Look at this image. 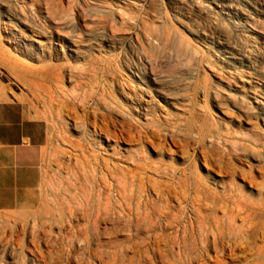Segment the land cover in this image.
I'll return each mask as SVG.
<instances>
[{"label": "rangeland", "instance_id": "374dc122", "mask_svg": "<svg viewBox=\"0 0 264 264\" xmlns=\"http://www.w3.org/2000/svg\"><path fill=\"white\" fill-rule=\"evenodd\" d=\"M5 2L8 3L7 5H11L13 7L16 3L17 6L25 4V8H29L30 5H33V8L35 10H38L39 15L43 19L48 21L52 26H55L58 23L57 16L61 14L66 15V17H69V19H73L72 23L70 24H73L77 21V29H80V32H76L75 35L83 40L81 44L84 46H91L94 44V42L97 43L103 50L102 57H100V59L102 61L106 59H111L113 61L111 64L115 67H119V70L116 75L117 80H119L121 76L128 77V73L125 66H128V64L130 63H137L143 68L144 76L147 82L152 83V81L157 79L159 83L163 87H165L166 90H168L172 94L174 93L173 95H175V92H177L176 97H178L179 99L177 101V105H181L183 107L189 106L191 109L189 99L193 98V91L196 95L193 105V119L190 120L188 123H185L181 120V118L186 119L188 117L186 115L188 114L180 116V114L177 113L176 109L174 110L173 108L165 106L156 97V95L152 94V104L154 105L152 107L154 108L155 114L151 115L153 119L158 118V121L161 125L159 129L147 125L146 121L142 116L136 117V114L131 112L130 114V110L129 108H127L128 105L124 104L117 95H115V99L118 100V105L111 104L109 98L104 97V104H102L99 113L102 112L101 114L105 116L111 113V115L109 116H111L112 121L116 118L114 120L118 126H116L115 128L116 130L120 129L123 124L124 130L133 137H135L137 133L141 131L143 132L144 128V130L150 132L148 134L152 136L154 135L153 137H155V142H165V144H167L166 146L170 147L172 151L173 147L170 142H176L180 147L179 153H177L176 157H173L171 159L169 155H164L162 158H160L156 152L152 150L148 151L145 149L147 151L146 152L143 148H140L139 146L132 145L130 149L126 142V144L124 142H121L115 145L114 143H111L110 145L112 146L108 147L106 146V141L104 140V138L100 139V145L97 146L94 145L92 141L83 137L82 130L78 129L77 131H74L65 129V127L62 125L61 121L57 117V110L61 108L60 105L63 102V99L60 95V91L55 87L58 84L54 82L52 83L49 81H44L38 75L27 77L28 79H30L29 81L34 82L37 87V91H29L24 86L16 84L15 81H13L12 79L7 78L1 81L0 86L4 89L6 98L9 103L17 104L18 106V103L21 102L24 105H27V110H23L21 108L20 109L25 112L29 119L38 122V125L41 128L42 133L40 138L35 136H24L25 133L22 132L20 134L21 138L19 140L22 142L34 141L39 144L42 149L47 146L49 147L47 154H45L44 158L41 156L40 159L39 149H35L34 151H32L24 146L15 147L11 145L10 158H7L5 153L0 152V202L4 199V192L6 189L5 181L6 178L9 177V180L14 182L13 184H11L12 186L10 187H12V189H14L19 194H21V196H24L25 193L31 192L30 196L33 197L34 204V207L30 209L15 207L4 208V205H0V217L3 215L0 218V264H41L43 260H46L47 262L48 256L45 253L48 250V246L45 244V242L49 239L50 236H52L50 237V239H56L57 244L60 243V248L62 246L64 250L66 249V247V250H68L69 246L72 245V251H70L71 264H75V262H77V260L72 261V259H78V261H80V259L82 258L88 264L89 262L90 264H98L97 260H93L92 258L88 257L89 252L95 251L98 255L101 254L102 256H104L105 253V255H111L113 252H117L118 254H120L119 250L121 251L122 249V243L125 237L129 235L128 232L121 231L119 232V235L118 233L114 234L117 238L116 239L113 235H111L113 234L111 233V231H109L111 226L107 222H134L135 219V221L138 222L147 221L148 225L154 224L155 222H163L165 220L166 222H179L181 220V222H187V220L190 221L191 219V222H199L200 220L195 219V217L193 216L194 213L192 211V207H196L197 204L202 206L206 204L205 206L208 208L207 211L205 212V214L204 211L200 214L202 217H204L206 222H215V220H218L219 217L222 218L223 211L227 212L231 210L230 213L228 212L229 215L236 216L239 213V216L237 217L238 221L236 222H241V220L239 219L243 218L245 215H249L250 218H252V222L256 225V227L264 229V117H262L264 116V0H5ZM124 2L126 3L124 4ZM48 12H52L54 14L49 16ZM112 32L113 34H111ZM0 39H4V34L2 33V31H0ZM3 43V46L6 47L7 44L4 42V40ZM142 49L145 50V54L141 52ZM22 62L32 65V67L34 68L39 67V64L35 62H28L24 59H22ZM157 63H159V65H156ZM61 64V61L51 62V65L53 66H58ZM100 64L102 66L104 65V63L102 62ZM81 66L82 65L80 63H70V67L73 68H80ZM242 76H245V80ZM132 81H134V79ZM180 82H184V84ZM12 87L15 89H13ZM63 89L68 92H71L72 86L68 83H64ZM83 89L84 91H87L85 90V88ZM183 89L185 90L183 91ZM233 98L236 99L234 100ZM214 105L216 107H214ZM156 106H162L163 108H165L167 112H169L168 116H165L163 113H160ZM87 107L89 108L88 112H92L93 107ZM117 108L119 109V111ZM105 109L107 111H105ZM77 111L78 114L81 113V108L77 109ZM37 115H42L48 124L44 121L36 120L35 117ZM131 115H133L136 120H134ZM3 120L4 115L2 118H0V141H17V138L5 139L2 136ZM186 128L187 130H189L188 136L187 132L185 131ZM65 130H68V132ZM50 136V141H47V137ZM230 137L231 139H227ZM80 143H83L84 145ZM81 145L85 146V149ZM113 146L115 147V149H117V151L114 150ZM104 148L107 149V151ZM89 151H91L90 154L88 153ZM79 152H83V157L80 156L78 158H74L73 153H76L78 156L81 155ZM92 152L95 154H93ZM199 152H201V155ZM211 152L213 154H211ZM251 152H255L256 155L255 153L251 154ZM117 153L119 154V156H121L119 157ZM124 153L126 154V156ZM194 154L197 156H202L203 154L207 155L209 160H211L210 164L213 167L214 173L216 175L208 174L207 171L209 170V168L206 165L203 166L200 161V158L196 156L195 157L198 159V161H196L194 165ZM222 155H225V157ZM84 156L87 157V160H89L91 157L95 159L92 158L90 159V161H87L86 157ZM88 156L90 157L89 159ZM101 156L103 157L101 158ZM108 156L110 157L108 158ZM223 157L225 158V160H223ZM79 158H81V161L79 160ZM100 158L103 162L100 161ZM166 158L170 159L171 161ZM111 159L113 160L111 161ZM115 159L120 161V165H123L125 167H121L119 164H117L118 162ZM126 159L129 160L128 163H130L131 165L125 163L128 161ZM76 160H78L79 162H75ZM91 161H93V163ZM110 161L113 165H111ZM140 161L141 163H139ZM167 161L170 163H168ZM96 163L99 166H97ZM84 164L85 166H83ZM95 165L96 167L94 168ZM103 165H107L109 167H105ZM82 166L84 170L86 169L87 173L83 170ZM75 167L77 168L76 173ZM102 167L108 169L106 170ZM221 167L223 168V170ZM71 168L73 170L75 169V171H72ZM126 168H130L132 170H128ZM28 169L33 170L28 171ZM94 169L96 172L94 171ZM98 170L102 171L99 172ZM121 170H123L124 172L122 171L123 174L120 175ZM183 170L185 171L186 177L189 179V184H192L194 182V179L191 180L192 175L193 178H195V173H197L198 179L202 181V183H200L198 187V192H193L191 190L187 193L183 192L186 190L183 184ZM126 171H128L129 173H127ZM158 172L161 173V175L158 174ZM86 174H88V176ZM96 174H99L98 177H100L101 180L98 177L96 180ZM137 174H139L140 176L138 175L137 177ZM157 174L160 176H157ZM93 175L95 177H93L92 179ZM143 175H146V178ZM89 176L91 177V179H89ZM135 177L136 179L138 178L136 182ZM111 178L114 181H112ZM131 178L134 179L131 180ZM139 178L144 179L140 180ZM157 178L160 180H158ZM26 180L29 186L26 183ZM83 181L84 183H82ZM97 182L99 184H97ZM109 182L111 185L109 184ZM165 184L169 186H166ZM75 185L78 187H75ZM95 185H98L97 188ZM147 185L149 188L145 187ZM193 185L194 184H192V186ZM83 186L85 188H83ZM115 186H117L118 188H116ZM130 186L133 187L132 190ZM164 186L175 191V196L171 195V200L174 201L170 200L171 202L168 203L170 205L163 203L165 202V200H162L161 198L156 199L154 195L155 193L154 191H152L153 188H159V190H164ZM142 187L144 188L142 189ZM78 188L79 191H81V193H79L80 197L78 196L79 191L77 192ZM82 188L85 190H82ZM91 188L92 190L95 188L96 189L93 190V192ZM108 188L111 189L109 190ZM67 190L71 193H69ZM102 191H105L106 193H102ZM113 191H116V193H114ZM129 191H132V193H130ZM139 191H144V193L140 192L141 194H139ZM73 192H76L77 194ZM117 192L119 194L122 193L123 195L120 196ZM130 194L131 196L134 194L135 195L130 197ZM143 194H145L146 196L143 197ZM111 196H114V198ZM134 197L137 198V201H135ZM140 197L144 199H140ZM179 197L180 200L176 201L175 199H178ZM111 198L116 200H112ZM119 198H121L122 201H120L121 199ZM164 198L165 196L163 197V199ZM183 198L184 201L180 202L181 200H183ZM138 199L142 201H140V203L142 204L139 203ZM131 200H133V202H131ZM105 201L108 202L106 203ZM72 203L76 204L73 205ZM176 204L178 205V207ZM126 205H129L130 207ZM162 205L165 207H163ZM100 206L104 207L101 208ZM124 206L126 209H124ZM156 206L158 207L155 208ZM179 206L180 209H178ZM169 207L171 208L169 209ZM75 208H77V210H74ZM129 208V212H133H127L126 210H128ZM117 209H120L121 211ZM175 209H177V211H174ZM189 209H191V211H188ZM81 210L84 212H82ZM124 210L125 212H123ZM165 210H169L171 211V213L166 212L164 214H160L161 211L165 212ZM13 211L19 213V216L14 215L11 218L10 216L5 215ZM45 211L49 213L48 219L43 218V214ZM76 211H81L82 216L81 212H77L79 214L78 215L76 214ZM156 211H160V213L157 212V214L160 216L156 215ZM216 211V215L218 216L215 217V215H213V212ZM24 212L28 213L29 216L23 220L21 215H23ZM69 212L73 213L71 214ZM109 212L114 213L120 221L116 220L115 215ZM100 213L101 217L99 215ZM104 213H106L107 215ZM165 214L167 215L166 217H161ZM176 214H178L177 217L174 216ZM109 215L111 216L109 217ZM211 215H213L215 218H213V216ZM33 216H36L38 221H33ZM96 216L99 219H96ZM67 217L69 218V220ZM158 218L159 221H157ZM83 219L85 221L88 219L89 221L87 220L84 223ZM167 219L171 220L168 221ZM99 220L101 222H105L99 224V226L101 228H104L105 230L101 229L98 225L95 226V228L90 225L92 224V222H97ZM150 220H153L154 222ZM20 221L23 223H21ZM40 221L69 223H63L62 226L59 225L60 227L55 224H52L51 228L48 227L50 226L48 223H45L46 225H43L44 227L36 226L34 228L33 223H41ZM13 222H15V225L13 224ZM83 223L85 224V227ZM76 224L78 225L79 229H75L77 228ZM104 226H106V228ZM107 227L110 228L107 230ZM80 228H82V231ZM143 228L145 227L142 226V229ZM48 229L51 231L49 232ZM64 229H67L68 231ZM69 229L70 231L73 230L74 235L73 232H71L72 234L70 233ZM87 230L90 231L88 232ZM21 231L23 234L21 233ZM34 231H36V233ZM47 232H49L50 234ZM62 232L65 233L61 234ZM79 232L81 235L79 234ZM66 234H68L69 236ZM88 234L90 237L88 236ZM109 235H111V237ZM58 236L62 239V241L61 239H59ZM28 237H35L37 239H29ZM66 237H68V239ZM40 238L43 239L41 240ZM64 238H66L65 241L63 240ZM85 238L90 240L89 249H87L86 245H84ZM78 239L79 242H81V246L78 243ZM22 240L23 242H21ZM31 240L36 243L35 247V243L33 242V244ZM36 240L40 241L37 242ZM95 240L96 242H94ZM58 241L60 242L58 243ZM69 241L70 243L67 244ZM11 242H14V244H11ZM15 242H17L18 245H16ZM259 243H257V245L261 246L262 243ZM103 244L109 245L104 246ZM45 245L47 247V250ZM14 246L17 252H15ZM109 246L111 247V249ZM28 247L30 249H28ZM113 247L115 250H113ZM31 249L35 252L31 251ZM36 249H39L40 251ZM100 249H103L104 251H101ZM105 250L107 251L105 252ZM36 251L40 254L36 255ZM41 252H43L42 256L44 257H41ZM84 252L85 254L82 255V253ZM74 254H76L78 257ZM33 255L35 257H33ZM45 256L47 257V259L45 258ZM80 256H82V258ZM249 259L251 260L252 258H248V261ZM257 262L259 264H264V257L257 261L255 260L254 264ZM238 264L245 263L241 261Z\"/></svg>", "mask_w": 264, "mask_h": 264}, {"label": "bare ground", "instance_id": "6f19581e", "mask_svg": "<svg viewBox=\"0 0 264 264\" xmlns=\"http://www.w3.org/2000/svg\"><path fill=\"white\" fill-rule=\"evenodd\" d=\"M94 1V0H93ZM260 1V0H259ZM21 2V1H20ZM25 3V2H24ZM126 2H124L125 4ZM8 3L5 2V0H0V31H2V33L4 34V42L7 44L6 47L3 46V40L0 39V82L9 78L12 79L13 81H15L16 84H20L22 86H24L25 88H27L29 91L30 90H36L37 91V87L34 84V82L29 81L30 79H28L27 77L33 76V75H38L39 77H41L44 81H49V82H54L56 84H58L56 87V89H58L60 91V95L63 99V102L60 105V109L57 110V117L59 118V120L61 121L62 125L65 127V129H69V130H82V135L83 137H85L86 139L92 141V143L94 145L99 146L100 145V139L104 138V140L106 141V146H112L110 145L111 143L117 144V143H121V142H126L127 145L129 146V148L134 145V146H139L140 148H143L144 151L146 150H152L154 152H156L158 154V156L160 158H162L164 155H169L170 158L172 159L173 157L177 156V153H179V145L176 142H170L172 147H173V151L170 149V147H167L165 144V142L161 141V142H155V137H153L152 135L148 134L150 132H147L146 130H144L143 128V132H139L137 133V135L135 137H133L132 135H130L128 132H126L124 130V125L122 124V126L120 127V129L116 130V126L117 123H115V119L112 121L111 119V113H109V115L105 116L102 115L101 113H99L100 108L102 106L104 97L109 98L110 103L113 105H118V100L115 99V95H117L121 101L128 105L127 108H129V113H135L136 117L142 116L144 118V120L146 121L147 125L159 129L160 128V123L157 119H153L151 114H155L154 113V108L152 106H154L152 104V99H153V95H156V97L165 105L168 106L170 108H173L174 110L176 109L177 113L180 114V116H184L186 114V116H188L186 119L185 118H181V120L185 123H188L190 120L193 119V114H194V101H195V92L193 91V95L191 99H189L190 101V106L187 107H183L181 105H177V101L179 100L178 97H176L177 92H175V95H173L172 93H170L168 90L165 89V87H163L159 81L156 79L154 81L151 82H147L144 76V70L143 68L137 64V63H130L128 64V66L126 67L127 73H128V77L127 76H121L119 78V80H117L116 75L117 72L119 70V67H115L114 65H112L111 63L113 62L111 59H106V60H101L100 57H102V53L103 50L102 48L94 42L93 45L91 46H84L81 43L83 42V40L80 37H77L75 35L76 32H80V29H77V21L73 24L72 23L73 19H69V17H66V15L61 14L57 16V24L55 26H52L48 21H46L45 19H43L40 15L38 10H35L33 8V5H30L29 8H25V4L23 5H19L17 6V3L15 4V6H11V5H7ZM27 4V3H26ZM65 4V3H64ZM222 4V3H221ZM130 5V4H129ZM197 5V4H195ZM49 6V5H48ZM59 7V6H58ZM249 7V6H248ZM43 8V7H42ZM195 8V7H194ZM193 8V9H194ZM217 8V7H216ZM61 9H62V5H61ZM89 9V8H86ZM129 9V8H128ZM152 9V7H151ZM64 11V10H63ZM225 11V10H224ZM236 11V10H235ZM241 11V10H240ZM74 12V11H73ZM129 12V11H128ZM171 12V11H170ZM229 13V12H228ZM247 13V12H245ZM261 13V12H260ZM49 16H51L52 12H48ZM168 14V13H167ZM77 15V13H76ZM217 15V14H216ZM215 15V16H216ZM88 16V15H87ZM231 16V15H230ZM210 17V16H209ZM78 18V17H77ZM90 18V17H89ZM92 18V17H91ZM100 18V16H99ZM224 18V17H222ZM237 19V18H236ZM79 20V19H78ZM185 20V19H184ZM241 20V19H240ZM87 21V20H86ZM101 22V21H100ZM150 22V21H148ZM156 23V22H155ZM242 23V22H241ZM171 24V23H170ZM155 25V24H154ZM172 25V24H171ZM174 25V24H173ZM86 26V25H85ZM170 26V25H169ZM115 28V27H114ZM129 28V27H127ZM133 28V27H132ZM174 28V27H173ZM178 28V27H177ZM213 30V29H212ZM220 31V29H219ZM86 32V30H85ZM109 33V32H108ZM220 33V32H219ZM113 34V32L111 33ZM181 34V33H180ZM183 38V36H182ZM106 42V41H105ZM108 42V41H107ZM103 43V42H102ZM196 43V42H195ZM179 45V43H178ZM182 45V44H181ZM211 45V44H210ZM106 47V46H105ZM132 47V46H131ZM104 49V48H103ZM110 49V48H109ZM206 49V48H205ZM111 51V50H110ZM227 51V50H226ZM229 51V50H228ZM232 51V49H231ZM235 51V50H234ZM238 51V50H237ZM236 51V52H237ZM256 51V50H255ZM129 52V50H128ZM142 53L145 54V50L142 49L141 50ZM248 53V52H247ZM236 55V54H235ZM249 55V54H247ZM106 56V55H105ZM128 57V56H126ZM20 58V59H19ZM125 58V57H124ZM216 58V57H215ZM214 58V59H215ZM22 59L28 61V62H35L37 64H39V67L34 68L32 67V65H29L27 63H23ZM135 59V58H134ZM233 59V58H232ZM251 59V58H249ZM54 61H61L62 64L58 65V66H53L51 65V62ZM118 61V60H117ZM121 61V60H119ZM128 61V60H126ZM130 61V60H129ZM74 62V63H80L82 66L80 68H73L70 67V63ZM104 63V65L102 66L100 63ZM136 62V61H135ZM138 62H139V58H138ZM34 63V64H35ZM163 63V62H162ZM232 63V62H231ZM123 64V63H122ZM156 65H159V63H157ZM228 65V64H227ZM149 66V65H147ZM223 66V65H222ZM247 67V66H246ZM251 68V67H250ZM124 69V68H123ZM233 69V68H232ZM240 69V68H239ZM238 69V70H239ZM227 70V69H226ZM235 70V69H234ZM251 71V70H250ZM241 72V71H240ZM218 74V73H216ZM250 74V73H248ZM149 76V75H148ZM243 78L245 76H242ZM147 78V77H146ZM242 78V79H243ZM134 79V81H132ZM241 79V80H242ZM136 80V81H135ZM245 80V78H244ZM257 80V79H256ZM239 81V80H238ZM260 81V80H259ZM241 82V81H240ZM64 83H68L72 86L71 92H68L66 90L63 89V85ZM177 83V82H175ZM183 83L184 82H180ZM232 84V83H230ZM238 84V83H237ZM257 84V83H256ZM261 84V83H259ZM258 84V85H259ZM223 85V84H222ZM147 86V87H146ZM184 86V85H182ZM197 86V85H196ZM235 86V85H234ZM263 86V85H262ZM16 87V86H15ZM179 87V85H178ZM9 88V87H8ZM13 88V87H12ZM17 88V87H16ZM87 91H84V89ZM106 88V89H105ZM197 88V87H196ZM15 89V88H13ZM186 89V88H185ZM183 89V91L185 90ZM262 89V88H261ZM236 90V89H235ZM217 91V90H215ZM259 91V90H258ZM264 91V90H263ZM43 92V91H42ZM250 92V91H249ZM224 93V91H223ZM241 93V92H240ZM10 94V93H9ZM184 94V93H183ZM226 94V93H225ZM247 94V93H246ZM8 95V94H7ZM253 95V94H252ZM256 95V94H255ZM264 95V94H263ZM210 98V97H209ZM118 99V98H117ZM187 99V97H186ZM234 99V98H233ZM236 99V98H235ZM234 99V100H235ZM259 99V98H257ZM261 99V98H260ZM156 100V99H155ZM217 100V99H216ZM120 101V103H121ZM197 101V100H196ZM0 102H9L6 98L4 89L0 86ZM213 102V101H211ZM259 102V101H258ZM23 104V103H22ZM90 104V105H89ZM106 104V103H105ZM157 104V103H156ZM198 105V103H197ZM25 110H27V105H24ZM42 106V105H41ZM48 106V105H47ZM87 106H91L92 108V112H88V107ZM177 106V107H176ZM179 106V108H178ZM213 106V105H212ZM117 107V106H115ZM125 107V106H123ZM157 107V106H156ZM200 107V106H199ZM214 107H216L214 105ZM81 108V113H77V109ZM119 108V107H118ZM117 108V109H118ZM158 110L160 111V113H163L165 116H168L167 110L165 108H163L162 106H158L157 107ZM222 108V107H221ZM230 108V107H229ZM48 109V108H47ZM103 109V108H102ZM220 109V108H219ZM122 110V109H121ZM126 110V109H124ZM105 111H107L105 109ZM119 111V109H118ZM264 111V109H263ZM262 111V112H263ZM104 112V110H103ZM123 112V111H122ZM255 112V111H254ZM48 113V112H47ZM54 113V112H53ZM130 113V114H131ZM159 113V112H158ZM243 113V112H242ZM108 114V113H106ZM240 114V113H239ZM253 114V112H252ZM52 116V115H51ZM50 116V117H51ZM132 118L134 120H136L133 115H131ZM260 116V115H259ZM118 117V116H117ZM226 117V116H225ZM264 117V116H262ZM35 118H39V119H44V117L42 115H37ZM114 118V117H113ZM163 118V117H161ZM138 119V118H137ZM264 119V118H263ZM262 119V120H263ZM45 120V119H44ZM70 123H69V122ZM117 121V120H116ZM119 121V120H118ZM161 121V120H160ZM218 122V120H217ZM122 123V122H121ZM193 123V121H192ZM222 123V122H220ZM263 123V122H262ZM178 124V123H177ZM182 124V123H181ZM131 125V124H130ZM180 125V124H179ZM219 125V124H217ZM128 126V125H126ZM221 126V125H220ZM223 126V125H222ZM264 126V125H263ZM118 127V126H117ZM221 128V127H220ZM131 130V129H130ZM165 130V129H164ZM225 130V129H224ZM241 130V129H240ZM68 132V130H65ZM134 131V130H133ZM156 131V130H155ZM185 131L187 132V136H188V132L189 130H187V128L185 129ZM261 131V130H260ZM160 132V131H159ZM158 132V133H159ZM217 132V131H216ZM245 133V132H244ZM250 133V132H249ZM180 134V133H179ZM242 134V133H240ZM134 135V134H133ZM172 135V134H171ZM170 135V136H171ZM224 135V134H223ZM249 135V134H248ZM157 136V135H155ZM246 136V135H244ZM81 137V135H80ZM163 137V135H162ZM183 137V136H182ZM229 137V136H228ZM260 137V136H259ZM262 137V136H261ZM170 138V137H169ZM159 139V138H158ZM179 139V138H178ZM227 139H231L227 138ZM253 139V138H252ZM255 139V138H254ZM261 139V138H260ZM157 140V139H156ZM170 140V139H169ZM262 142V141H260ZM91 143V142H90ZM125 143V144H126ZM183 143V142H182ZM83 144V143H80ZM79 144V146H80ZM91 144V145H93ZM259 144V143H258ZM261 144V143H260ZM84 145V144H83ZM81 145L82 147L85 146ZM184 145V144H183ZM75 146V145H74ZM78 146V145H77ZM263 146V145H261ZM87 147V146H86ZM102 147V146H101ZM114 147V146H113ZM88 148V147H87ZM95 148V147H94ZM93 148V149H94ZM81 149V148H80ZM101 149V148H100ZM105 149V148H104ZM111 149V148H110ZM131 149V148H130ZM146 149V150H145ZM262 149V148H261ZM76 150V149H75ZM83 150V149H82ZM89 150V149H87ZM107 151V149H105ZM109 150V148H108ZM114 150L117 151V149ZM243 150V149H242ZM74 151V149H73ZM85 151V150H84ZM126 151V150H125ZM187 151V150H186ZM204 151V150H202ZM250 151V150H249ZM86 152V151H85ZM91 151H89L88 153L90 154ZM140 152V151H139ZM147 152V151H146ZM195 152V151H194ZM81 155H78L76 153H73L74 158H78L80 156L83 155V152H79ZM93 153V152H92ZM103 153V152H102ZM115 153V152H114ZM182 153V152H181ZM201 155V152H199ZM208 153V152H206ZM255 153V152H254ZM253 152H251V154H254ZM47 154V152H46ZM86 154V153H85ZM84 154V155H85ZM88 154V155H89ZM95 154V153H93ZM109 154V153H108ZM116 154V153H115ZM118 154V153H117ZM122 154V153H120ZM125 154V153H124ZM128 154V152H127ZM183 154V153H182ZM181 154V155H182ZM196 154V153H195ZM193 156V163L195 165L196 161H198V158H200L201 163L204 165H206L209 170L207 171L208 174H215L214 173V169L211 166V160H209L208 156L203 154L202 156H197L195 155ZM211 154H213L211 152ZM98 155V154H97ZM96 155V156H97ZM132 155V154H131ZM148 155V154H147ZM248 155V154H247ZM256 155V153H255ZM87 156V155H86ZM84 156V157H86ZM117 156V155H115ZM119 156V154H118ZM121 156V155H120ZM119 156V157H120ZM124 156V155H123ZM126 156V154H125ZM133 156V155H132ZM135 156V155H134ZM196 156V157H195ZM225 157V155H222ZM245 156V155H244ZM70 157V156H68ZM83 157V156H82ZM81 157V158H82ZM99 157V156H98ZM103 156H101L102 158ZM110 156H108L109 158ZM113 157V156H112ZM111 157V158H112ZM129 157V156H128ZM216 157V156H215ZM223 157V158H224ZM79 158V160L81 159ZM90 157L88 156V159ZM93 157H91L90 159H92ZM100 158V161H102V159ZM123 158V157H121ZM127 158V157H126ZM149 158V157H147ZM156 158V157H155ZM214 158V157H213ZM218 158V157H217ZM235 158V157H234ZM245 158V157H244ZM255 158V157H254ZM259 158V157H258ZM86 160L87 161H90ZM95 159V158H93ZM99 159V158H98ZM104 159V158H103ZM129 159V158H128ZM126 159V160H128ZM168 159V158H166ZM236 159V158H235ZM85 160V161H86ZM97 160V159H96ZM94 160V161H96ZM108 160V159H107ZM113 159H111L112 161ZM116 160V159H115ZM142 160V159H141ZM170 160V159H168ZM219 160V159H217ZM225 160V158L223 159ZM234 160V159H232ZM239 160V159H238ZM78 160H76L75 162H77ZM81 161V160H80ZM99 161V160H98ZM105 161V160H104ZM110 161L111 165L112 162ZM117 163L120 165V161L116 160ZM171 161V160H170ZM199 161V162H200ZM210 161V162H209ZM79 162V161H78ZM84 162V160H83ZM82 162V163H83ZM93 163V161H91ZM103 162V161H102ZM129 160L125 163H128ZM136 162V161H135ZM168 162V161H167ZM219 162V161H218ZM223 162V161H222ZM233 162V161H232ZM259 162V161H256ZM73 163V162H72ZM90 163V162H89ZM101 163V162H100ZM105 163V162H104ZM103 163V164H104ZM109 163V164H110ZM141 163V161L139 162ZM145 163V162H144ZM170 163V162H168ZM215 163V161H214ZM234 163V162H233ZM86 164V163H85ZM85 164L83 166H85ZM88 164V163H87ZM99 164V163H98ZM130 164V163H128ZM227 164V163H226ZM235 164V163H234ZM256 164V163H255ZM75 165V164H73ZM81 165V163H80ZM91 165V164H90ZM94 165V164H93ZM97 165V163H96ZM96 165L94 166V168L96 167ZM131 165V164H130ZM133 165H137V164H133ZM139 165V164H138ZM144 165V164H143ZM82 166V168H83ZM99 166V165H97ZM105 166V165H103ZM107 166V165H106ZM105 166V167H106ZM114 166H118V165H114ZM121 167H125L123 165H120ZM215 166V165H214ZM230 166V165H229ZM237 166V165H236ZM93 167V166H92ZM91 167V168H92ZM102 167V168H105ZM109 167V166H107ZM127 167V165H126ZM135 167V166H134ZM231 167V166H230ZM76 168V167H75ZM86 168V167H85ZM90 168V169H91ZM113 168V167H111ZM116 168V167H115ZM132 168V167H130ZM129 168V169H130ZM167 168V167H166ZM222 168V167H221ZM228 168V167H227ZM240 168V167H239ZM72 169V168H71ZM89 169V170H90ZM101 169V168H99ZM106 169V168H105ZM108 169V168H107ZM106 169V170H107ZM119 169H124V168H119ZM128 169V168H126ZM128 169V170H129ZM133 169V168H132ZM130 169V170H132ZM218 169V168H217ZM230 169V168H229ZM234 169V167H233ZM238 169V167H237ZM79 170V169H78ZM81 170V168H80ZM84 170V168H83ZM135 170V169H133ZM140 170V168H139ZM151 170V169H150ZM221 170V169H220ZM223 170V168H222ZM226 170V169H225ZM72 171H75V169ZM86 173V169L84 170ZM95 171V169H94ZM99 171V170H98ZM97 171V172H98ZM102 171V170H100ZM99 171V172H100ZM123 170H121V174ZM137 171V170H136ZM158 171V170H157ZM175 171V170H173ZM77 172V168L75 173ZM91 172V171H90ZM93 172V171H92ZM96 172V171H95ZM94 172V173H95ZM115 172V171H113ZM119 172V171H118ZM124 172V171H123ZM127 173H129L128 171H126ZM132 172V171H131ZM167 172V171H166ZM255 172V171H254ZM73 173V172H71ZM138 173V172H137ZM145 173V172H144ZM151 173V172H150ZM168 173V172H167ZM217 173V172H216ZM240 173V172H239ZM264 173V172H263ZM81 174V173H80ZM104 174V172H103ZM106 174V173H105ZM117 174V173H115ZM132 174V173H130ZM146 174V173H145ZM149 174V173H147ZM158 174L161 175V173L158 172ZM157 176H160L158 175ZM163 174V173H162ZM196 177L193 178V175L191 177V180L194 179V182L192 184H194L192 186V184H189V179L186 177L185 171H182V176L184 177V186L186 188L185 193H187L188 191H193V192H198L199 191V185L200 183H202V181L200 179H198L197 173ZM224 174V173H223ZM238 174V173H237ZM258 174V173H257ZM75 175V174H74ZM88 176V174H86ZM97 175V174H96ZM110 175V174H109ZM108 175V176H109ZM118 175V174H117ZM118 175V176H120ZM129 175V174H128ZM139 174H137L138 177ZM141 175V173H140ZM139 175V176H140ZM216 175V174H215ZM218 175V174H217ZM236 175V173H235ZM78 176V175H77ZM81 176V175H80ZM84 176V175H83ZM99 176V174L96 176V180L97 177ZM112 176V175H111ZM146 178V175H143ZM148 176V175H147ZM152 176V175H151ZM169 176V175H167ZM195 176V175H194ZM241 176V175H240ZM90 177V176H89ZM95 177L94 175L92 176ZM110 177V176H109ZM129 177V176H127ZM133 177V175H132ZM156 177V176H154ZM171 177V176H170ZM238 177V176H237ZM259 177V176H258ZM78 178V177H77ZM87 178V177H86ZM100 178V177H98ZM164 178V177H163ZM223 178V177H222ZM250 178V177H249ZM248 178V179H249ZM88 179V178H87ZM91 179V177L89 178ZM88 179V180H89ZM106 179V178H105ZM130 179V178H129ZM134 178H131V180ZM138 179V178H137ZM136 177H135V182H136ZM140 179V178H139ZM144 179V178H143ZM140 179V180H143ZM158 179V178H157ZM167 179V178H166ZM169 179V178H168ZM176 179V178H175ZM180 179V177H179ZM244 179V177H243ZM257 179V178H255ZM254 179V180H255ZM259 179V178H258ZM72 180V179H70ZM81 180V179H80ZM86 180V179H85ZM84 180V181H85ZM87 180V181H88ZM101 180V178H100ZM112 180V178H111ZM128 180V179H127ZM139 180V181H140ZM160 180V179H158ZM164 180V179H163ZM170 180V179H169ZM174 180V179H173ZM213 180V179H212ZM235 180V179H234ZM240 180V179H239ZM84 181L82 183H84ZM91 181V180H90ZM114 181V180H112ZM148 181V179H147ZM171 181V180H170ZM71 182V181H70ZM76 182V181H75ZM100 182V181H99ZM129 182V181H128ZM127 182V183H128ZM145 182V180H144ZM152 182V181H151ZM178 182V181H177ZM176 182V183H177ZM256 182V181H255ZM264 182V181H263ZM262 182V183H263ZM121 183V182H120ZM132 183V182H130ZM134 183V182H133ZM138 183V181H137ZM135 183V184H137ZM159 183H164V182H159ZM75 184V183H74ZM86 184V183H85ZM90 184V183H89ZM97 184H99L97 182ZM110 184V182H109ZM143 184V183H142ZM147 184V183H146ZM145 184V185H146ZM211 184V183H210ZM254 184V183H253ZM77 185V184H76ZM75 187H78L76 186ZM94 185V184H93ZM104 185V184H103ZM111 185V184H110ZM116 185V184H115ZM120 185V184H118ZM125 185V184H124ZM132 185V184H131ZM140 185V184H138ZM137 185V186H138ZM160 185V184H159ZM158 185V186H159ZM166 185V184H165ZM176 185V184H174ZM215 185V184H214ZM249 185V184H248ZM81 186V185H80ZM96 186V185H95ZM98 186V185H97ZM96 186V188H97ZM114 186V185H113ZM136 186V187H137ZM169 186V185H166ZM180 186V185H178ZM177 186V187H178ZM203 186V185H202ZM244 186V185H243ZM100 187V186H99ZM105 187V186H104ZM103 187V188H104ZM109 187V186H108ZM116 188H118L117 186H115ZM141 187V186H139ZM145 187H148L145 186ZM153 187V185H152ZM165 187V186H164ZM174 187V186H172ZM205 187V186H204ZM203 187V189H204ZM249 187V186H248ZM74 188V186H73ZM83 188H85L83 186ZM82 190H85L83 189ZM95 188V189H96ZM115 188V190H116ZM129 188V187H128ZM127 188V189H128ZM131 190L133 189V187H131ZM144 187H142L143 189ZM149 188V187H148ZM147 188V189H148ZM151 188V187H150ZM250 188V187H249ZM71 189V188H70ZM81 189V188H80ZM87 189V188H86ZM93 189V190H95ZM109 190L111 188H108ZM162 189V188H161ZM176 189V188H175ZM74 190V189H73ZM92 190V188H91ZM92 190V191H93ZM107 190V189H106ZM138 190V189H136ZM151 190V189H150ZM255 190V189H254ZM68 191V190H67ZM79 191V188L77 190V192ZM87 191V190H86ZM125 191V190H124ZM145 191V190H144ZM144 191H139V194H141L140 192L144 193ZM149 191V190H148ZM154 191V195L156 197V199L161 198L162 200H165V202L167 205H170L168 203H170L171 201V195L175 196V191L173 189H169L168 187H165L164 190H159V188H153ZM201 191V190H200ZM231 191V190H230ZM237 191V190H236ZM69 193H71L70 191H68ZM85 192V191H84ZM94 192V191H93ZM105 192V191H104ZM102 191V193H104ZM109 192V191H108ZM114 192V191H113ZM128 192V191H127ZM125 192V193H127ZM130 192V191H129ZM233 192V190H232ZM76 193V192H73ZM72 193V194H73ZM79 193H81V191L78 192V196L80 197ZM106 193V192H105ZM116 193V191L114 192ZM113 193V194H114ZM118 193V192H117ZM123 193V190H122ZM119 194L120 196L123 194ZM132 193V191L130 192ZM77 194V193H76ZM75 194V195H76ZM83 194V192H82ZM137 194V193H135ZM134 194V195H135ZM138 194V195H139ZM182 194V192H181ZM180 194V197H181ZM184 194V193H183ZM109 195V193H108ZM111 195V192H110ZM132 195V196H134ZM178 195V194H177ZM229 195V194H228ZM77 196V195H76ZM96 196V195H95ZM116 196V195H115ZM130 194V197H132ZM143 197L146 196L145 194L142 195ZM149 196V193H148ZM147 196V198H148ZM165 196V198L163 199V197ZM236 196V195H235ZM74 197V196H73ZM78 197V198H79ZM101 197V194H100ZM114 198V196H111ZM139 197V196H138ZM180 197L178 199H175L176 201L180 200ZM77 198V199H78ZM84 198V197H82ZM109 198V197H108ZM127 198V197H126ZM135 198V197H134ZM146 198V197H145ZM200 198V196H199ZM235 198V197H234ZM237 198V197H236ZM80 199V198H79ZM112 199V198H111ZM121 199V198H119ZM140 199H144L141 198ZM153 199V198H152ZM155 199V200H156ZM190 199V198H189ZM81 200V199H80ZM79 200V202H80ZM83 200V199H82ZM89 200V199H88ZM106 200V199H105ZM109 200V199H108ZM112 200H116V199H112ZM139 200V199H138ZM171 200V201H170ZM197 200V199H196ZM68 201V200H67ZM75 201V200H74ZM122 201V199L120 200ZM135 201H137V198H135ZM141 200H139L140 203ZM183 200H181L180 202H183ZM199 201V200H198ZM243 201V200H242ZM72 202V201H71ZM82 202V201H81ZM86 202V201H85ZM106 203L108 201H105ZM117 202V201H115ZM131 202H133V200H131ZM142 202V201H141ZM196 202V201H195ZM230 202V201H229ZM235 202V201H234ZM68 203V202H67ZM126 203V202H125ZM130 203V202H129ZM152 203V202H151ZM176 203V202H175ZM250 203V202H249ZM64 204V203H63ZM73 205L76 203H72ZM116 204V203H115ZM114 204V205H115ZM122 204V203H121ZM134 204V203H133ZM138 204V203H137ZM142 204V203H140ZM162 204V201H161ZM205 204V203H204ZM65 205V204H64ZM72 205V206H73ZM81 205V204H80ZM85 205V203H84ZM99 205V204H98ZM124 205V203H123ZM122 205V206H123ZM139 205V204H138ZM159 205V204H158ZM165 205V204H163ZM162 205V206H163ZM177 205V204H176ZM175 205V206H176ZM181 205V204H180ZM196 205V204H195ZM206 205V204H205ZM205 205H199L197 204L196 207H192V211L194 213V217L196 220H200L199 222H191L187 220V222H155L154 224L148 225V222H138L135 221L134 222H107L111 228L109 229L107 227V230L109 229V231H111V235H113L115 238L116 236L114 234L118 235L120 234L119 232H128L129 235L125 237L123 243H122V249L121 251L119 250L120 254H118L117 252H113L111 255H105L106 251L103 252L105 253L104 256H102L100 253V255H98L95 251H91L88 254L89 258H92L93 260H97L98 264H238L241 261H243L245 264H254V261L259 260L261 258L264 257V229L258 228L256 227V225L252 222V218H250L249 215H245L243 218L239 219L241 220V222H236L238 221L237 217L239 216V213L236 216L233 215H229L228 212L230 213V211H223L222 212V218L219 217V219L215 220V222H206L204 217H202L200 214L201 212L207 211V207ZM70 206V207H72ZM77 206V205H75ZM90 206V205H89ZM108 206V205H107ZM129 206V205H126ZM174 206V205H172ZM192 206V205H191ZM59 207V206H58ZM65 207V206H64ZM69 207V208H70ZM86 207V206H85ZM84 207V208H85ZM95 207V206H94ZM99 207V206H98ZM101 208L104 206H100ZM130 207V206H129ZM158 206H156L155 208H157ZM160 207V206H159ZM165 207V206H163ZM178 207V205H177ZM176 207V208H177ZM204 207V208H202ZM226 207V206H225ZM235 207V206H234ZM259 207V206H258ZM81 208V207H79ZM78 208V210H79ZM138 208V207H137ZM171 207H169L170 209ZM175 208V207H174ZM189 208V207H188ZM223 208V207H221ZM72 209V208H70ZM69 209V211H70ZM100 209V208H99ZM108 209V207H107ZM115 209V208H114ZM121 209V208H120ZM117 209V210H120ZM124 209L125 206H124ZM135 209V208H134ZM140 209V208H139ZM180 209V206L179 208ZM73 210V209H72ZM74 210H77V208H75ZM84 210V209H83ZM86 210V209H85ZM130 208L128 210H126L127 212H129ZM155 210V209H153ZM159 210V209H158ZM167 210V209H166ZM160 213V211H156V215L157 212L160 214H164L166 212H170L171 211H166ZM219 210V209H218ZM221 210V209H220ZM82 211V210H81ZM80 211V212H81ZM121 211V210H120ZM139 211V210H138ZM173 211V210H172ZM174 211H177V209H175ZM181 211V210H180ZM188 211H191V209H189ZM74 212V211H73ZM72 212V213H73ZM76 211V214H78ZM79 212V213H80ZM84 212V211H82ZM82 212H81V216H82ZM98 212V211H97ZM112 212V210H111ZM109 212V213H111ZM114 212V211H113ZM125 212V210L123 211ZM126 212V213H127ZM133 212V211H130ZM129 212V213H130ZM153 212V211H152ZM150 212V213H152ZM186 212V211H184ZM66 213V211H65ZM68 213V212H67ZM71 213V212H69ZM71 213V214H72ZM102 213V212H101ZM101 213L99 214L101 217ZM108 213V214H109ZM154 213V212H153ZM178 213V212H177ZM181 213V212H179ZM188 213V212H187ZM69 214V215H71ZM96 214V213H95ZM103 214V213H102ZM106 214V213H104ZM113 215H115L114 213H111ZM216 212H213V215H216ZM7 216H10L11 218L14 215L19 216V213H8L5 214ZM79 215V214H78ZM84 215V213H83ZM86 215V214H85ZM93 215V214H92ZM107 215V214H106ZM144 215V214H143ZM149 215V214H148ZM153 215V214H152ZM169 215V214H168ZM192 215V214H191ZM211 215V216H213ZM3 216V215H2ZM1 216V217H2ZM23 220L25 218H27L29 216V214H23L21 215ZM75 216V215H74ZM73 216V217H74ZM111 215H109L110 217ZM118 216V214H117ZM154 216V215H153ZM160 216V215H158ZM167 215L165 214L164 216L161 217H166ZM174 216H178V214L174 215ZM173 216V217H174ZM189 216V215H187ZM0 217V218H1ZM77 217V216H75ZM84 217V216H83ZM99 217V216H98ZM116 217V215H115ZM134 217V216H133ZM142 217V216H141ZM152 217V216H151ZM184 217V216H183ZM191 217V216H189ZM213 216V218H215ZM43 218L48 219L49 218V213L48 212H44L43 214ZM68 218V217H67ZM78 218V217H77ZM85 218V217H84ZM94 218V217H93ZM103 218V217H102ZM136 218V217H135ZM179 218V217H178ZM181 218V217H180ZM185 218V217H184ZM211 218V219H213ZM218 218V217H217ZM29 219V218H28ZM33 221H38V219L36 218V216L32 217ZM76 219V218H75ZM81 219V218H80ZM96 219L97 218L96 216ZM112 219V218H111ZM130 219V218H129ZM132 219V218H131ZM153 219V218H151ZM162 219V218H161ZM164 219V218H163ZM183 219V218H182ZM189 219V218H188ZM22 220V219H20ZM30 220V219H29ZM69 220V218H68ZM71 220V219H70ZM84 220V219H83ZM88 220V219H87ZM86 220V221H87ZM103 220V219H100ZM97 221V222H92V224H90L93 228H95V226H99V224L101 223H105V222H101V221ZM110 220V219H109ZM115 220V219H114ZM116 220H118V217H116ZM145 220V219H143ZM168 220V219H167ZM171 220V219H170ZM168 220V221H170ZM46 221V220H45ZM34 222V228L36 226H43L46 225L45 223H48L50 226H48L49 228H51L52 224H55L57 226L61 225L63 223H69V222ZM67 221V220H65ZM73 221V220H72ZM84 220V223L86 222ZM89 221V220H88ZM120 221V220H118ZM149 221V220H148ZM153 221V220H150ZM157 221H159V218L157 219ZM186 221V220H183ZM189 221V222H188ZM193 221V220H192ZM21 222V221H20ZM79 222V221H78ZM77 222V224H78ZM154 222V221H153ZM23 223V222H21ZM81 223V222H80ZM79 223V224H80ZM83 223L84 227L85 224ZM89 223V222H88ZM87 223V224H88ZM13 224L15 225V222H13ZM19 224V223H18ZM76 224V225H77ZM82 224V223H81ZM107 224V225H108ZM69 225V224H68ZM71 225V223H70ZM75 225V224H74ZM106 225V224H104ZM148 225V226H145ZM80 226V225H79ZM87 226V225H86ZM89 226V225H88ZM142 226L145 227L142 229ZM22 227V226H21ZM44 227V226H43ZM60 227V226H59ZM65 227V226H64ZM100 227V226H99ZM106 228V226H104ZM13 228V227H12ZM54 228V227H53ZM52 228V229H53ZM70 228V227H68ZM87 228V227H86ZM98 228V227H97ZM101 228V227H100ZM23 229V228H22ZM28 229V228H27ZM33 229V228H32ZM37 229V228H36ZM45 229V228H44ZM57 229V227H56ZM75 229H79L78 225L77 228ZM82 231V228H80ZM85 229V228H84ZM89 229V228H88ZM104 229V228H101ZM10 230V228H9ZM49 230V229H48ZM59 230V229H58ZM67 230V229H64ZM93 230V229H92ZM105 230V229H104ZM32 231V230H31ZM42 231V230H41ZM44 231V230H43ZM51 230H49L50 232ZM57 231V230H56ZM63 231V230H62ZM68 231V230H67ZM70 231V229H69ZM80 231V230H78ZM77 231V232H78ZM88 231V230H87ZM90 231V230H89ZM88 231V232H89ZM94 231V230H93ZM36 233V231H34ZM46 232V231H45ZM47 232V233H49ZM73 232L70 231V233ZM85 232V230H84ZM83 232V234H84ZM96 232V231H95ZM93 232V233H95ZM22 233V231H21ZM26 233V232H25ZM33 233V232H32ZM38 233V232H37ZM42 233V232H41ZM40 233V234H41ZM44 233V232H43ZM65 232H62L61 234H64ZM69 233V232H68ZM69 233V234H70ZM82 233V232H81ZM87 233V232H86ZM108 233V232H107ZM23 234V233H22ZM50 234V233H49ZM72 234V233H71ZM70 234V235H71ZM76 234V233H75ZM80 234V232H79ZM100 234V233H98ZM104 234V233H103ZM4 235V233H3ZM2 235V236H3ZM6 235V234H5ZM18 235V233H17ZM16 235V237H17ZM32 235V234H31ZM48 235V234H47ZM56 235V234H55ZM68 235V234H66ZM74 235V232H73ZM72 235V236H73ZM81 235V234H80ZM91 235V234H90ZM111 235H109L111 237ZM124 235V234H121ZM22 236V235H21ZM41 236V235H40ZM45 236V235H44ZM50 236V235H49ZM61 236V235H60ZM64 236V235H63ZM69 236V235H68ZM89 236V234H88ZM105 236V235H104ZM6 237V236H5ZM46 237V236H45ZM52 237V236H50ZM49 237V239H50ZM59 237V236H58ZM62 237V236H61ZM81 237V236H80ZM90 237V236H89ZM88 237V238H89ZM99 237V236H98ZM96 237V238H98ZM101 237V236H100ZM19 238V237H18ZM29 238V237H28ZM31 238V237H30ZM29 238V239H30ZM35 238V237H33ZM31 238V239H33ZM54 238V237H53ZM56 238V237H55ZM63 238V237H62ZM68 239V237H66ZM64 238L63 240L65 241ZM71 238V237H70ZM16 239V238H15ZM37 239V238H35ZM34 239V241H35ZM41 240L43 238H40ZM48 239V240H49ZM59 239H61L59 237ZM84 239V238H83ZM82 239V240H83ZM109 239V237H108ZM106 239V240H108ZM117 239V238H116ZM21 240V239H20ZM27 240V239H26ZM46 241L45 244L48 246V250L46 247V253L48 256V260L46 262V260H43L41 264H71V258H70V251H72L71 246H69V249L64 250L63 247L59 246V244H57L56 239L54 240H49ZM72 240V239H71ZM93 240H94V236H93ZM92 240V241H93ZM98 240V239H97ZM100 240V239H99ZM123 240V239H122ZM5 241V240H4ZM12 241V240H11ZM16 241V240H15ZM18 241V240H17ZM32 241V240H31ZM32 241V243L34 242ZM37 242L40 240H36ZM62 241V239H61ZM81 241V240H80ZM84 241V240H83ZM111 241V240H110ZM113 241V240H112ZM121 241V240H120ZM23 242V240L21 241ZM26 242V241H25ZM30 242V241H29ZM67 242V241H66ZM85 244L86 248L89 249V245H90V240L85 238ZM96 242V240L94 241ZM115 242V241H114ZM262 243L261 246H258L257 243ZM16 245L17 242H15ZM35 243V242H34ZM33 243V244H34ZM62 243V242H61ZM70 241L67 243L69 244ZM78 243L79 245L81 244V242H79L78 239ZM92 243V242H91ZM107 243V242H106ZM259 243V244H260ZM11 244H14V242ZM26 244V243H25ZM66 244V245H67ZM121 244V243H120ZM24 245V244H23ZM36 243L34 244L35 247ZM63 245V243H62ZM78 245V244H77ZM104 245V244H103ZM105 245H109V244H105ZM104 245V246H105ZM112 245V244H110ZM29 246V244H28ZM32 246V245H31ZM64 246V245H63ZM81 246V245H80ZM114 246V245H113ZM116 246V245H115ZM13 247V246H12ZM27 247V246H26ZM33 247V249H34ZM110 247V246H109ZM120 247V246H119ZM28 249H30L28 247ZM104 249V247H103ZM102 249V250H103ZM107 249V247H106ZM111 249V247H110ZM117 249V247H116ZM10 250V249H9ZM14 250H15V246H14ZM38 251H40L39 249H36ZM81 250V247H80ZM97 250V249H96ZM101 250V249H100ZM101 250V251H102ZM113 250L114 247H113ZM29 251V250H28ZM31 251H33L31 249ZM31 251H30V255H31ZM75 251V249H74ZM73 251V252H74ZM104 251V250H103ZM11 252V251H10ZM9 252V253H10ZM15 252H17L15 250ZM35 252V251H33ZM37 252V251H36ZM79 252V251H78ZM81 252V251H80ZM112 252V251H111ZM22 253V252H21ZM20 253V254H21ZM26 253V251H25ZM41 252V257L42 256ZM66 253V254H65ZM68 253V254H67ZM76 253V252H75ZM110 253V252H109ZM8 254V253H7ZM14 254V253H12ZM40 254V253H36ZM79 254V253H77ZM84 253H82V255H84ZM17 255V254H16ZM76 255V254H74ZM9 256V255H8ZM18 256V255H17ZM67 256V257H66ZM77 256V255H76ZM87 256V255H86ZM32 257V256H30ZM33 257H35L33 255ZM40 257V258H41ZM78 257V256H77ZM82 258V256H80ZM79 257V258H80ZM20 258V257H19ZM17 258V259H19ZM39 258V257H38ZM45 258L47 259V257L45 256ZM75 258V256H74ZM86 258V257H85ZM88 258V259H89ZM248 258H252L251 260ZM87 259V258H86ZM14 260V259H13ZM42 260V259H40ZM77 260V262H75V264H88L86 263V261H84V259H80V261H78V259H72V261ZM89 261V260H87ZM91 261V260H90ZM27 262V261H26ZM41 262V261H40ZM93 262V261H92ZM258 263V262H257ZM255 263V264H257ZM30 264V263H29ZM40 264V263H39ZM90 264V262H89ZM259 264V263H258Z\"/></svg>", "mask_w": 264, "mask_h": 264}, {"label": "crops", "instance_id": "0c3cea01", "mask_svg": "<svg viewBox=\"0 0 264 264\" xmlns=\"http://www.w3.org/2000/svg\"><path fill=\"white\" fill-rule=\"evenodd\" d=\"M25 110L23 104L21 102L17 104H10L9 102H0V118L4 115L3 120V131L2 136L5 139H12L17 138V141H0V152L5 153L7 158H10L11 150L10 146L13 145L15 147H26L32 151L35 149H39V159L41 156L44 158L46 152L48 151V147H44L43 149L39 144L34 141L29 142H22L19 139L21 138V133L24 132V136H35L40 138L41 137V128L38 125V122H35L27 117L25 112L21 109ZM38 121H44V119L35 118ZM48 124V123H47ZM48 126V125H47ZM49 129V127H48ZM50 137H47V141H50ZM33 169H28V171H32ZM9 176V175H8ZM10 178L7 177L5 181V192H4V199L0 202V205H4V208H33V197L30 196V193H25L24 196H21L18 192L12 189L11 184L13 181L9 180ZM26 183L28 184L27 180ZM30 183V182H29ZM29 186V184H28ZM3 195V194H2ZM10 213H17L16 211ZM25 214H28L24 212ZM23 213V214H24Z\"/></svg>", "mask_w": 264, "mask_h": 264}]
</instances>
